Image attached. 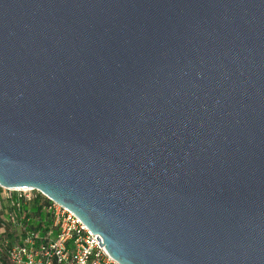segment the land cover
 I'll list each match as a JSON object with an SVG mask.
<instances>
[{
  "label": "water",
  "instance_id": "1",
  "mask_svg": "<svg viewBox=\"0 0 264 264\" xmlns=\"http://www.w3.org/2000/svg\"><path fill=\"white\" fill-rule=\"evenodd\" d=\"M0 188L119 264H264V0H0Z\"/></svg>",
  "mask_w": 264,
  "mask_h": 264
},
{
  "label": "built area",
  "instance_id": "2",
  "mask_svg": "<svg viewBox=\"0 0 264 264\" xmlns=\"http://www.w3.org/2000/svg\"><path fill=\"white\" fill-rule=\"evenodd\" d=\"M32 207L47 215L46 228L26 227ZM0 224V264H119L99 247L98 235L37 190L0 188ZM8 228L18 232L4 237Z\"/></svg>",
  "mask_w": 264,
  "mask_h": 264
},
{
  "label": "trees",
  "instance_id": "3",
  "mask_svg": "<svg viewBox=\"0 0 264 264\" xmlns=\"http://www.w3.org/2000/svg\"><path fill=\"white\" fill-rule=\"evenodd\" d=\"M30 215H31V221H29L28 223H26V227L28 228H32V229H36V228H40L42 226H44L45 228L48 226L49 222H48V218L47 215L45 213H43L39 208L37 207H32V209L30 210ZM3 225L7 226L6 224L2 223ZM0 224V225H2ZM8 227V226H7ZM11 228H8L6 231V234L4 237L6 236H10L11 234L17 233V230H13Z\"/></svg>",
  "mask_w": 264,
  "mask_h": 264
}]
</instances>
